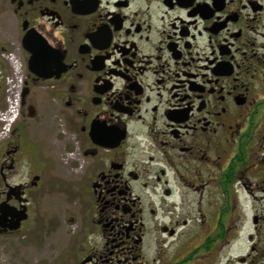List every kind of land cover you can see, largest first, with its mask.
<instances>
[{
    "label": "flooded vegetation",
    "instance_id": "1",
    "mask_svg": "<svg viewBox=\"0 0 264 264\" xmlns=\"http://www.w3.org/2000/svg\"><path fill=\"white\" fill-rule=\"evenodd\" d=\"M10 53L23 92L0 205L22 186L9 204L28 219L0 248L30 220L8 178L47 102L83 222L25 264H264V0H0L1 109Z\"/></svg>",
    "mask_w": 264,
    "mask_h": 264
},
{
    "label": "rangeland",
    "instance_id": "2",
    "mask_svg": "<svg viewBox=\"0 0 264 264\" xmlns=\"http://www.w3.org/2000/svg\"><path fill=\"white\" fill-rule=\"evenodd\" d=\"M47 104H43L41 112L37 114L47 116L50 122L32 130V133L27 131L26 136L33 142L34 150L24 153L8 178L12 185L28 184L25 197L30 204V220L24 225L22 232L12 236L0 248V264H25L26 261L37 258L40 253L44 254V236L47 232L58 228L66 237V234L77 231L76 221L83 222L78 202L82 187L77 181L78 171L74 168L77 160L68 152L64 143L60 142L66 136L61 126L63 122L55 121L56 113L50 111ZM25 117L34 125L39 120H29L27 111ZM57 124L60 130L57 129ZM37 175L41 179L38 186L33 187L32 183Z\"/></svg>",
    "mask_w": 264,
    "mask_h": 264
},
{
    "label": "built area",
    "instance_id": "3",
    "mask_svg": "<svg viewBox=\"0 0 264 264\" xmlns=\"http://www.w3.org/2000/svg\"><path fill=\"white\" fill-rule=\"evenodd\" d=\"M11 63L12 74L7 76V107L0 111V140L7 136L20 113L21 68L13 53L7 55Z\"/></svg>",
    "mask_w": 264,
    "mask_h": 264
},
{
    "label": "water",
    "instance_id": "4",
    "mask_svg": "<svg viewBox=\"0 0 264 264\" xmlns=\"http://www.w3.org/2000/svg\"><path fill=\"white\" fill-rule=\"evenodd\" d=\"M36 65H37V55L33 53L28 65L29 71L31 73H36L42 76L39 72H37ZM38 181H39V177H35L32 186H36ZM7 195H8L7 200L1 203L0 205V227L3 230L9 229L11 231H17L20 229L22 222L27 220L28 218L27 207L23 206L22 209L20 210L16 207L11 206L9 204V201L12 199V197H16V199L20 203H26L27 200L22 198L23 196L22 186L9 187V191Z\"/></svg>",
    "mask_w": 264,
    "mask_h": 264
}]
</instances>
